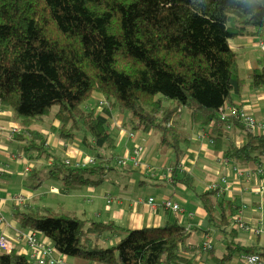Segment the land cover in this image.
<instances>
[{"label":"trees","instance_id":"trees-1","mask_svg":"<svg viewBox=\"0 0 264 264\" xmlns=\"http://www.w3.org/2000/svg\"><path fill=\"white\" fill-rule=\"evenodd\" d=\"M248 33L258 36V42L264 39V0H0V111L11 107L23 122L16 138L26 154L46 159L52 155L40 132L29 128L32 117L59 105V133L73 138L82 129L83 144L97 150L98 163L55 161L46 178L62 179L64 192L100 182L114 158L110 104L128 113L123 124L130 130L160 134L161 146L173 150L172 173L190 139L178 119L183 106L189 108L190 125L205 127L214 121L217 135L211 144L226 160L248 164L264 156V133L246 131L244 144L236 145L227 137L231 125L244 128L240 117H221L225 103L233 104L244 89L264 91V51L258 47L260 65L244 76L230 46L231 38ZM93 90L109 103L102 113L84 108ZM213 183L216 189L199 195L210 226L226 237L251 227L243 218L246 205L224 196L228 178ZM43 208H17L14 215L22 228L43 233L78 264H191L182 254L191 233L185 225L126 228L102 220L84 228V219ZM104 234L119 240L103 246L99 241ZM207 238L211 246L204 249ZM227 246L223 260L236 253L241 260L244 254L264 258V250L241 246L233 238ZM213 247L206 235L201 250L208 253ZM35 263L14 250L0 254V264Z\"/></svg>","mask_w":264,"mask_h":264},{"label":"crops","instance_id":"crops-1","mask_svg":"<svg viewBox=\"0 0 264 264\" xmlns=\"http://www.w3.org/2000/svg\"><path fill=\"white\" fill-rule=\"evenodd\" d=\"M257 42L258 36L254 33L230 39L231 48L239 55L244 76L254 66L260 65L262 52ZM101 101L104 103L100 104ZM232 103H225L221 116L235 105L257 121L264 120L263 89L246 88L233 98ZM106 104L109 106L104 95L93 90L84 102V108H94L102 113ZM54 106L47 113L28 121L29 128L44 137V146L52 155L48 159L37 157L35 153L26 154L24 144L16 138L21 133L23 122L15 116L11 107L4 106L0 111V214L4 218L0 221V229L7 236L11 251L32 257L36 248L28 244L26 235L33 230L22 228L14 211L39 206L44 207V211H62L84 219V228L91 221L102 220H113L126 228L160 227L167 223L185 225L191 233L182 248L185 250L181 252L191 260V264H247L240 259L239 253L223 260L229 238L241 246L264 250V156L241 165L226 160L223 151L215 150L211 144V137L217 135L212 132L214 121L205 127L182 122L190 139L184 145L179 167L172 173L173 150L161 146L160 134L155 130H130L123 124L128 119V113L110 104L107 118L115 146V156L109 164L111 167L103 169L100 174L102 180L97 184L64 192L62 179L46 178L55 161L65 163L68 159L71 162L89 163L95 159L97 164V150L92 145L83 144L81 128L76 130L73 138L59 133L61 121L56 113L60 107ZM231 126L227 138L236 145L244 144V123V128ZM88 142H93V139L90 137ZM137 149L141 150L137 156L139 164L135 166L132 157ZM120 157L126 158V165L118 163ZM40 176L41 179H37ZM222 176L229 181L224 196L235 200L236 204L246 205L243 218L251 226L249 230H235L232 237H226L224 232L210 226V218L199 196L207 191L208 184L219 181ZM46 180L48 183L44 184ZM18 197L22 199L18 200ZM151 197L154 198L153 203L148 201ZM167 198L177 202L181 210L173 211L160 205ZM206 235L214 241L213 251L208 253L201 250ZM37 237L40 246L53 248L54 257L65 258L67 264L79 263L77 259L60 253L53 240L43 233L37 232ZM118 240L119 236L104 234L99 242L110 246Z\"/></svg>","mask_w":264,"mask_h":264},{"label":"built area","instance_id":"built-area-1","mask_svg":"<svg viewBox=\"0 0 264 264\" xmlns=\"http://www.w3.org/2000/svg\"><path fill=\"white\" fill-rule=\"evenodd\" d=\"M258 47L264 51V39L260 40L258 42ZM104 101H101L100 104H103ZM229 115H235L236 117H242V121L245 125V129L246 131H259L260 133H264V120L260 123H256L253 116H249L246 115L245 113H243L237 106L236 107H230L228 108L227 112L224 113L221 117L222 119H226V116ZM231 126L229 124L226 125V128H230ZM141 149H137L132 157L135 166H137L139 164L138 161V154L140 153ZM97 161L95 159H91L89 161V163H81L80 161H75V162H71L70 160H66L65 163L69 164V165H73V166H79V165H87V164H95ZM118 163L122 166L126 165V158L120 157L118 159ZM259 172L260 169L258 170ZM250 175V174H247ZM217 185L216 184H209L207 186V189H216ZM21 197H18V200H21ZM149 203H153L154 198H149ZM160 205L168 208V207H172V209L174 211L179 210L180 206L177 203H173L170 200H163L160 202ZM4 220L3 216L0 214V221ZM244 230H249L248 226H245ZM26 239L28 244L31 247H35L36 250L34 252L36 253H32V258L36 259L38 264H67L66 263V259L63 257H54L52 255V247H44L43 245L40 246V242L38 241V237H37V232L36 231H32L29 234L26 235ZM211 241L209 238H207L204 243H203V247L204 249L207 247H210ZM40 246V247H39ZM44 247V248H43ZM10 250V245L8 242V238L5 235L4 231L0 229V252L5 254V253H9ZM242 260L247 263V264H264V258L261 257L259 254H244L242 255ZM89 264H95L94 262H90Z\"/></svg>","mask_w":264,"mask_h":264},{"label":"rangeland","instance_id":"rangeland-1","mask_svg":"<svg viewBox=\"0 0 264 264\" xmlns=\"http://www.w3.org/2000/svg\"><path fill=\"white\" fill-rule=\"evenodd\" d=\"M122 63H124L123 62V58H120L119 57V62H118V64L120 65V64H122ZM53 108H56L55 106L53 107ZM189 109L187 108V106H183V108L181 109V112L179 113V115H178V119L181 121V122H183L185 125H188L189 124V111H188ZM45 183H48L47 182V180L44 182V184ZM43 184V185H44ZM49 187H50V185H49ZM50 195H52V194H50ZM49 195V196H50ZM88 203V202H87ZM86 205H88V204H86ZM102 245L104 246V244L102 243Z\"/></svg>","mask_w":264,"mask_h":264},{"label":"water","instance_id":"water-1","mask_svg":"<svg viewBox=\"0 0 264 264\" xmlns=\"http://www.w3.org/2000/svg\"><path fill=\"white\" fill-rule=\"evenodd\" d=\"M203 226L205 227V226H206V224H203Z\"/></svg>","mask_w":264,"mask_h":264}]
</instances>
